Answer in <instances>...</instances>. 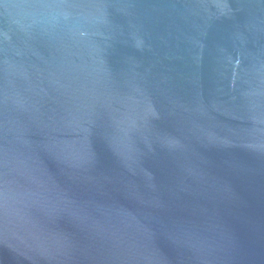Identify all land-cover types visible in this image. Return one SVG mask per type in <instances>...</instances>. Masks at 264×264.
Segmentation results:
<instances>
[{"label":"water","instance_id":"95a60500","mask_svg":"<svg viewBox=\"0 0 264 264\" xmlns=\"http://www.w3.org/2000/svg\"><path fill=\"white\" fill-rule=\"evenodd\" d=\"M0 264H264V0H0Z\"/></svg>","mask_w":264,"mask_h":264}]
</instances>
